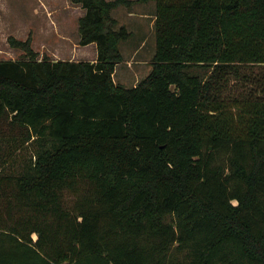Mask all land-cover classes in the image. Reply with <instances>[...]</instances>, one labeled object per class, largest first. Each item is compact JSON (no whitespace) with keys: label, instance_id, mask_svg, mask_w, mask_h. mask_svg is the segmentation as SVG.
Wrapping results in <instances>:
<instances>
[{"label":"trees","instance_id":"trees-1","mask_svg":"<svg viewBox=\"0 0 264 264\" xmlns=\"http://www.w3.org/2000/svg\"><path fill=\"white\" fill-rule=\"evenodd\" d=\"M138 1L72 0L95 61L8 36L0 125L40 146L0 177V264H264V0H154L152 68L127 86L112 11Z\"/></svg>","mask_w":264,"mask_h":264},{"label":"rangeland","instance_id":"rangeland-1","mask_svg":"<svg viewBox=\"0 0 264 264\" xmlns=\"http://www.w3.org/2000/svg\"><path fill=\"white\" fill-rule=\"evenodd\" d=\"M43 1L50 7L51 15L46 10L47 6ZM149 1H138L139 4L135 6V9L140 8L145 9L148 13H155L156 1ZM70 4H72V0H0V59H20L23 57V51L19 48H14L8 42L9 35L14 34L19 38H22V36L24 38V35H26L27 38L28 34L30 35V28L35 27L38 29V44H41L47 38V35L42 33L44 22L43 8L49 19L56 20ZM36 6H41L42 12L35 15ZM126 6L123 7L121 5L119 11V16L122 18L126 14H122L121 10H124ZM145 18L146 21L144 22L132 21L135 31L132 28L131 37L120 43L124 59L117 64L114 79L127 86L136 85L148 75L152 68V58L156 51L155 19L150 14L145 16ZM124 20H127V17H124ZM92 51L93 46L83 48L82 56L78 54V57H74L72 60L92 61L97 57V55L95 58L90 57ZM44 54L47 53L45 52ZM44 54H41L40 58ZM250 69L254 73H260L264 66L258 65ZM241 89V82L232 79L227 88V93L232 95L240 94ZM0 137L2 141L1 152L3 154L0 163V177L7 185V183H10V177L17 176L28 167L40 144L34 138L27 140L25 130L12 124L7 119H4L0 125Z\"/></svg>","mask_w":264,"mask_h":264},{"label":"crops","instance_id":"crops-1","mask_svg":"<svg viewBox=\"0 0 264 264\" xmlns=\"http://www.w3.org/2000/svg\"><path fill=\"white\" fill-rule=\"evenodd\" d=\"M44 4L47 6L46 10L51 15L50 7H48V5L45 2ZM137 4H139V2H135L129 6L122 5L123 7L126 6L125 8L126 10L125 9L121 10L122 11L121 13L126 14L124 17H127V20H124V17L122 18L119 16V11L121 9V6L113 9L112 11L113 16L116 17L118 20V26L125 25L128 28V30L131 31L132 33H133V31L131 30L133 28L132 21L144 22L146 21L145 16L149 14L152 15L154 19L156 17L154 12L148 13L147 11H145V9H140V8L135 9V6ZM40 7L41 6L38 7L36 6L35 15L42 12V9ZM43 12H44V22L42 26L43 27L42 33L43 35H47L46 36L47 38H45L46 40H43L41 44H38V39H37L38 29L35 27H31L29 30L30 35L32 36V45L35 50L40 52L39 57L41 56V54H44L46 52L53 59H73L74 57H78V54H81L80 56H82L83 48L90 46H93V51L90 53V57L92 58L96 57L97 55L96 43L92 42L87 45H82L79 43L80 33H79L78 21L79 18L85 13V9L80 4L72 2V4L68 6V8L62 11L60 17L56 19L57 21L53 19H49L44 8H43ZM25 38L26 35H24V38L22 36V39ZM95 60L96 59H93L92 61Z\"/></svg>","mask_w":264,"mask_h":264}]
</instances>
